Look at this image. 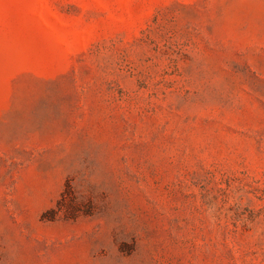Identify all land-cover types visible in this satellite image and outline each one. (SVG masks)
<instances>
[{
  "label": "rangeland",
  "instance_id": "obj_1",
  "mask_svg": "<svg viewBox=\"0 0 264 264\" xmlns=\"http://www.w3.org/2000/svg\"><path fill=\"white\" fill-rule=\"evenodd\" d=\"M0 264H264V0H0Z\"/></svg>",
  "mask_w": 264,
  "mask_h": 264
}]
</instances>
